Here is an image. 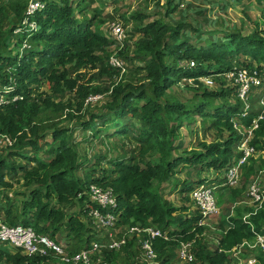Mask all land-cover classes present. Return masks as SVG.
I'll return each mask as SVG.
<instances>
[{"label": "trees", "instance_id": "trees-1", "mask_svg": "<svg viewBox=\"0 0 264 264\" xmlns=\"http://www.w3.org/2000/svg\"><path fill=\"white\" fill-rule=\"evenodd\" d=\"M28 1L2 0L0 5V94L5 99L0 105V136L13 140L10 147L0 145V218L7 225L31 227L57 244V234L65 229L84 244L82 248L89 247L101 240L83 220L96 208L87 194L89 186L96 185L112 189L116 195L115 214L123 232L136 226L169 232L170 241H154L159 264H173L175 250L187 242L193 243L194 263L231 264L235 249L264 236V203L259 209L237 206L247 184L264 168V161L252 158L243 167V186L232 190L228 201L218 200L219 207L226 203V220L220 223L223 236L210 252L203 243L208 225L201 226L200 212L188 216L189 206H173L164 197V191L173 184L174 191L189 202L195 189L214 183L221 187L219 196L223 197L222 184L205 173L225 171L240 159L245 138L238 129H250L263 107L252 106L251 99L258 96L255 94L243 116L245 105L235 86L215 77L221 87L211 90L199 78L224 75L237 68L264 72L263 0L259 1L260 22L248 35L236 26L206 32L192 21L166 20L187 0H165L164 16L148 24H144L146 16L135 13L132 20L140 22L135 29L140 38L132 55L128 51L119 53L128 64V72L111 89L81 81L83 74L79 71L88 69L118 74L108 65L114 42L102 32L103 22L84 16L86 8L76 14L87 0H41L44 8L32 15L27 14ZM18 29L20 33L15 34ZM19 49L22 51L14 53ZM73 71L78 72L75 78ZM183 80L199 84L185 102L172 94ZM45 82L49 92L40 91ZM69 92H76L78 97L65 101ZM104 94L109 95L104 111L91 113L90 120L82 119L81 129L84 135L89 132L98 139H127L130 154L108 160V168L93 169L88 177H81L83 170L92 169L93 162L81 157L79 148L70 142V131L53 130L50 136L54 146L45 141L43 134L48 129L37 122L48 112L64 109L69 110L70 120L84 118L87 99ZM188 117L202 118L209 129L218 130L220 135L226 132L227 138L186 148L180 131ZM253 135L250 144L264 152V116ZM45 146H49V156L42 159ZM103 157L98 155L97 161H103ZM183 173L186 178L181 180L178 175ZM14 181L27 190L18 194L21 206L4 194L14 187ZM74 207H80V211L68 214L66 208ZM131 247L129 241L121 251L105 250L104 264H118L122 255H130ZM70 252L77 250L72 248ZM249 252H262L254 264H264L263 251ZM51 259L29 258L0 248L3 264H50Z\"/></svg>", "mask_w": 264, "mask_h": 264}, {"label": "rangeland", "instance_id": "rangeland-1", "mask_svg": "<svg viewBox=\"0 0 264 264\" xmlns=\"http://www.w3.org/2000/svg\"><path fill=\"white\" fill-rule=\"evenodd\" d=\"M0 0V5H1ZM260 0H187L186 2L181 4V7L177 13L173 16H170V19H167L171 23L177 22H188L192 21L194 24L199 25L206 32H215L217 30H223L226 27L236 26L237 30L242 32L244 35H248L253 32L256 23L260 22L259 15L260 11ZM264 1V0H263ZM30 0L28 1V3ZM161 2V3H159ZM165 0H87L85 3L81 4L80 7L76 9V14L80 15L77 10L82 8H86L82 11L83 15L89 18L97 17L102 21L101 30L107 36L113 37L111 32V26L114 23H120L123 25V29L126 35V40L124 42L118 43L117 47L110 49L111 56L116 54L119 56V53L122 51H128L129 55L134 53L135 43L139 40L140 35L136 34L135 29L139 26L140 22L136 20H132L135 13L142 14L146 16L144 20V24H148L149 22L160 19L164 16L166 9L163 5ZM101 16L99 15V13ZM14 53L19 52V50H14ZM130 68V67H129ZM77 71H73L72 76L75 78L78 74H74ZM79 73L83 74L81 79L82 82H91V86L100 87L102 89H111L113 85H117L123 77L118 73L116 76H111L108 73H104L101 68H97L94 70L88 69L86 71H79ZM218 76V75H217ZM72 78V77H71ZM204 85V84H203ZM216 88H211V90H217L221 87V85L217 82ZM205 86V85H204ZM204 86H201L204 88ZM199 87V84L193 80H183L177 86L172 89V94L176 96L180 101L185 102L189 98L193 96L192 88ZM206 88V87H205ZM41 92H49V85L45 83L42 84L40 88ZM109 95L104 94L101 95V100L91 103L85 104V109L82 113L84 118H78L70 120L67 116L69 110L64 109L61 112L53 113L48 112L46 115L42 117V119L37 122L44 129H48L43 135L45 137V141L49 144H54L53 139L50 136L51 132L55 129H66L70 136V142L76 145L79 148L81 157L84 159L86 156L88 160H92V169L83 170L79 175L81 177H87L90 175L93 169L99 170L100 168H108L107 161L121 157L130 152V146L125 139L122 140H108V139H100L91 137V133L87 132L84 135L83 129H81L80 121L90 120L91 113L99 114L104 111L105 104L109 100ZM77 96L76 92H69L65 98V101L75 99ZM262 97V94H258L255 98L251 99L252 106L254 108H259V99ZM88 100V99H87ZM58 102V101H56ZM74 103V101H73ZM181 138L185 141L184 145L186 148H194L199 142L212 143L221 141L227 138L228 134L226 132L219 134V131L216 129H209V124L206 123L202 118L199 117H188L186 125L180 131ZM90 137V139H89ZM121 144H124V147H121ZM197 148V147H196ZM49 150V146L44 147L43 153L40 154L42 159L48 158L49 154L47 153ZM124 150V151H123ZM262 152L255 155V160L259 163L264 161V154ZM130 154V153H129ZM103 157V161L98 162L97 156ZM19 162V161H17ZM258 163V166H259ZM263 169L259 171L255 179L250 182V185L255 181L262 179ZM100 174V173H98ZM206 177L215 178L218 181L224 182L225 172L221 171H206ZM204 174V176H205ZM178 178L183 180L186 178V174H179ZM12 189L4 190V194L14 200H18V205H20L21 197L18 194H25L27 190L23 187L22 184L16 183ZM217 186L216 183H214ZM247 184V187H250ZM243 186V181L240 183L238 188ZM174 186L169 187L166 191H164L165 199L170 202L173 206L182 207L189 206L188 216H194L196 214L197 208L192 204L191 196L189 197V202L185 201L183 196L179 192L174 191ZM237 189V188H236ZM234 190V189H232ZM232 190H224L222 193L223 197H220L219 190L216 191L218 196V200L222 198L223 202L228 201L229 193ZM5 202V201H4ZM226 203L222 204L218 208V213L216 217H214L208 223V228L203 237V243L207 246L208 251H212L217 242L222 238L223 233L220 227V223L226 220V215L224 213V207ZM238 207L244 206H253V201L247 192H244L243 196L239 198L237 203ZM68 214H72L80 211V207H74L73 209H67ZM84 222L87 227L91 229L93 226L90 220L87 217H83ZM98 238L104 240L105 242H109L111 238L118 240L123 232L113 231V230H100L98 231ZM73 236L69 234V232L63 229L56 236L59 244L62 247H65L69 250L75 248L77 251L82 248L84 244L80 243L77 239H73ZM130 242H132V247L130 248V255H122L118 262V264H143L138 261V256L141 253V237L132 236L129 238ZM179 248H177L174 252L175 258L173 259V264H198L196 263H188L179 258ZM243 251H247L248 253L243 254V257L240 250L235 251L232 254V262L231 264H247V261L250 259H256V256L262 252H254L251 254L247 249H242ZM262 251V250H260ZM196 252V250H195ZM264 252V251H263ZM194 255V253L191 252ZM264 254V253H263ZM264 258V256H263ZM195 259V255H194ZM50 264H63L59 260L53 258L49 262ZM159 264V263H158ZM254 264V263H253Z\"/></svg>", "mask_w": 264, "mask_h": 264}, {"label": "built area", "instance_id": "built-area-1", "mask_svg": "<svg viewBox=\"0 0 264 264\" xmlns=\"http://www.w3.org/2000/svg\"><path fill=\"white\" fill-rule=\"evenodd\" d=\"M44 5L41 0H30L27 7V14L32 15L37 10L43 9ZM25 24V23H24ZM30 27L35 28L34 25ZM112 36L110 37L114 45L117 47L118 43L126 40V35L123 29V25L120 23H114L111 26ZM20 30H16L15 34H19ZM27 47V44H24ZM21 52L22 49H19ZM108 65L117 70L121 77L127 74L128 64L116 54L110 56ZM192 66L195 64L192 62ZM216 78L224 79L231 85L236 87L238 98L244 103L245 108L243 116H246L250 109V98L255 94H262V98L259 105L263 107V113L260 114L254 121L253 125L248 130H243L239 127V131L244 136V142L241 147L242 156L226 171L224 178V186L227 188H235L239 186L242 167L248 164L250 158H255V155L260 153L250 142L253 139V132L258 129L259 121L263 119L264 114V72L258 69L248 70L246 68H237L224 75H218ZM213 77H202L199 81L205 85L208 89L216 88L217 82ZM101 96H91L87 102H96L101 100ZM5 103L4 96L0 94V105ZM0 145L10 147L13 145V140L6 135L0 136ZM263 154V152L261 153ZM262 179L255 180L250 187H248V193L253 201V205H256L259 209L264 203V168L261 172ZM217 186H200L191 193L192 204L200 212L203 220L201 226L208 225L216 214L218 213V202L216 197ZM89 200L96 208L88 213L87 218L92 223L91 231L93 234H98L100 230H113L123 232L118 226L119 217L115 214L117 207V198L112 189H105L96 185L89 186L87 191ZM127 230V229H126ZM125 230V231H126ZM123 232L118 240L111 238L109 242L104 240L94 241L89 247H84L75 253H71L69 249L58 245L57 242L52 240L46 235L37 234L31 227H25L22 225L9 226L2 219H0V248L3 246H10L17 252L29 258L39 257L43 260L49 258H55L63 264H104L103 252L107 251H121L127 244L128 240L132 236L141 237V253L138 256V261L143 264H158V256L154 250V241L157 238H161L165 241H170V235L167 231L155 227H134L126 232ZM193 243H182L179 246V258L187 261L188 263L194 262ZM248 251L262 250L264 251V236H259L254 242H244L241 247L235 249L240 250L242 255V249ZM234 251V252H235ZM241 256L240 258H242ZM256 259H250L247 264H253ZM0 264H3L0 262Z\"/></svg>", "mask_w": 264, "mask_h": 264}, {"label": "clouds", "instance_id": "clouds-1", "mask_svg": "<svg viewBox=\"0 0 264 264\" xmlns=\"http://www.w3.org/2000/svg\"><path fill=\"white\" fill-rule=\"evenodd\" d=\"M240 151H241V150H240ZM260 152H261V151H260ZM263 154H264V152H263ZM240 158H241V157H240ZM252 158H253V157H252ZM252 158H250V160H251ZM253 159H255V158H253ZM250 160H249L248 164H246V165H249ZM236 162H237V161H236ZM236 162H234V163H236ZM232 165H233V164H232ZM232 165H231V166H232ZM231 166H230V167H231ZM230 167H229V168H230ZM243 167H244V166H243ZM243 167H242V175H241L240 183L242 182V177H243ZM229 168H228V169H229ZM228 169L224 171V172H225V175H226V171H228ZM224 178H225V177H224ZM254 179H255V178H254ZM254 179H253V180H254ZM253 180H252V181H253ZM252 181H251V182H252ZM219 183L222 184V187H224V190H229V191L232 190V189L238 188V187L240 186V183H239V186H238V187H235V188H227V187L224 186V182L219 181ZM249 185H250V184H249ZM213 186H215V185H213ZM220 188H221V187L217 185V190H219ZM247 188H248V187H247ZM247 188H246V192H247ZM217 190H216V191H217ZM216 197H217V202H218V196H217V194H216ZM252 207L257 208L256 205H253ZM0 219H1V218H0ZM91 233L93 234V232H91ZM93 235H94V234H93ZM96 235H97V234H96ZM46 236H47V235H46ZM48 237H49V236H48ZM194 260H195V259H194Z\"/></svg>", "mask_w": 264, "mask_h": 264}, {"label": "crops", "instance_id": "crops-1", "mask_svg": "<svg viewBox=\"0 0 264 264\" xmlns=\"http://www.w3.org/2000/svg\"><path fill=\"white\" fill-rule=\"evenodd\" d=\"M221 173V172H220ZM2 248H5V249H7L9 252H11V253H15V252H17L15 249H13L12 247H10V246H3Z\"/></svg>", "mask_w": 264, "mask_h": 264}, {"label": "bare ground", "instance_id": "bare-ground-1", "mask_svg": "<svg viewBox=\"0 0 264 264\" xmlns=\"http://www.w3.org/2000/svg\"><path fill=\"white\" fill-rule=\"evenodd\" d=\"M214 77H217V76H214Z\"/></svg>", "mask_w": 264, "mask_h": 264}]
</instances>
